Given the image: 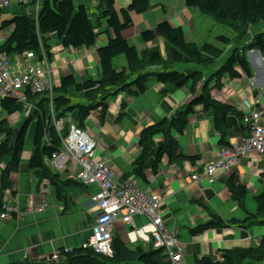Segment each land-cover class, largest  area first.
I'll return each instance as SVG.
<instances>
[{"label":"trees","instance_id":"16d2710c","mask_svg":"<svg viewBox=\"0 0 264 264\" xmlns=\"http://www.w3.org/2000/svg\"><path fill=\"white\" fill-rule=\"evenodd\" d=\"M94 1L98 12L92 15L85 6H76L73 0H29L26 5L17 4L0 11V30H9L6 40L0 46V53H5L9 58L30 52L39 55L42 49L50 61L48 37L51 35L57 37L63 49L93 48L99 36L95 29L101 20L104 21L108 35L107 44L96 52L100 69L99 78L86 79L79 84L73 76L62 77L59 87L53 90L52 111L46 94L26 93L27 100L35 106V110L28 116H24L22 105L14 99L2 101L3 114L7 117L18 114L23 122L19 128L14 129L6 119L0 120V166H3L0 171V198L4 190L11 188L10 176L22 172L21 154L25 138L29 125L35 120L34 149L25 169L34 171L39 182L47 181L55 189L57 200L67 204L68 188L78 183L55 173L50 168L49 161L60 150V137L67 135L70 123H64L59 136L52 125V115L56 119H65L70 113L76 112L77 119L70 122L83 129L90 114L97 111L99 121L102 123L107 115L110 97L119 93H124L126 97L129 96L128 98L142 96L150 80L178 91L188 88L191 96L186 103L176 108L171 116L141 130L137 141L139 153L131 164V172L124 175L121 181L133 176L146 183L148 168L155 175L162 158L176 160L179 148L176 135L183 134L188 119L196 113L197 108L211 115L220 146L229 145L226 141L227 133L234 122H238L245 132L243 137L249 135L250 128L244 123V114L230 105L214 100L211 97V89L222 88V83L227 78L232 80L252 77L250 65L245 58L246 52L256 50L264 59V32L255 35L250 43L244 44L245 46L234 47L226 62L215 71L214 86L208 88L212 79L204 83L202 72L198 69L208 68L217 63L228 47L237 46L248 37L251 26L264 24V0H184L187 8H194L201 14L211 17L218 26L228 27L230 35L218 36L217 45L208 42L196 44L186 40L181 28L172 26L168 21L160 22L154 30L141 32L139 40L141 45H146L155 42L159 37L163 38L165 57L160 54L157 47L152 50L136 49L124 37L132 26L131 14L148 13L152 8L150 0H131L119 13L114 8V0ZM94 19L101 20L94 26ZM108 32H111L112 36ZM118 56L125 59L126 67L122 70H117L113 66V60ZM176 65H184L193 71L185 73L187 70L183 72L173 70ZM77 89L80 94L78 98L84 100L85 104H72L71 99L74 98ZM126 100L120 104L119 118L127 109ZM156 139H159V145L155 144ZM188 159L192 162L195 160L194 157ZM225 186L236 204L244 207L243 203L249 191L238 182L234 174L225 179ZM193 201L203 208L208 221L191 229L192 236L207 230H221L231 226H239L244 230L252 226H264V191L254 196L256 209L253 213L247 212L246 219L242 221L236 219L224 221L201 200ZM58 253L56 260L50 257L52 264H159V259L163 256L160 249L155 250L152 246L145 249L141 245L131 248L117 237L112 238L110 256L96 254L89 247L73 249L68 253L61 249ZM244 262H264V236L256 246L223 250L219 253V259L202 257L197 259L195 264H244Z\"/></svg>","mask_w":264,"mask_h":264},{"label":"crops","instance_id":"0c3cea01","mask_svg":"<svg viewBox=\"0 0 264 264\" xmlns=\"http://www.w3.org/2000/svg\"><path fill=\"white\" fill-rule=\"evenodd\" d=\"M83 1L73 0L76 6H85ZM90 1H92L91 4L94 9L92 14H97L95 1ZM130 1L118 0L116 3L114 0L116 12L119 13L126 8ZM171 1L174 6L173 13L177 6L182 7V1ZM150 3L152 8L149 12L153 10L152 14L158 15L160 11L157 9L162 8L161 10L165 15L163 19L171 25L181 28L188 42L196 44L208 42L217 45L218 36H228L222 33L211 35L218 25L215 22L210 24L206 19H204L206 25L200 27L196 20L201 17L194 8L185 6L179 15L172 17L166 11L168 5L165 0H157L156 3L150 0ZM148 13L135 19L136 14H131L132 26L124 34L125 39L130 44L127 34L134 30L136 37L134 43L130 45L136 49L142 47L139 40L141 30L148 28L154 30L157 23L161 21V18H156L154 24H151L150 20L144 19ZM98 27L99 36L96 44L88 50L63 49L55 35L48 37L51 54L49 63L52 69L54 89L59 87L60 79L66 76H73L77 83L86 79L95 80L99 78L100 69L96 52L107 44L108 35L104 21L101 20ZM263 32V23L251 26L248 37L243 41V44L251 41L254 35ZM108 33L112 36L111 32ZM240 46L242 43L237 46L231 45L228 50L232 51L235 49L234 47ZM246 59L249 65H260L263 74L259 77L251 71L252 77L250 79L244 77L232 80L224 79L221 90L213 87L211 94L214 100L234 107L244 116H248L253 109L258 111L260 113L259 122L264 124V95L262 92L264 91V59L256 50L246 52ZM113 66L117 70L125 68L124 57H116L113 60ZM244 80L246 83L250 80L252 87H241L240 83H243ZM211 83V86H214V83ZM238 83L240 87H237ZM185 97L184 91L175 90L170 86H159L154 80H150L142 96L128 98L124 93H119L110 97L107 115L102 123L99 121L97 111L90 114L81 130L88 133L96 142V158L101 159L96 150L112 153V155L101 160L107 162L114 173L116 182H120L122 177L132 170L131 162L139 153L135 138L141 130L171 116L176 108L186 103L190 98L186 99ZM126 98L128 99L126 100ZM124 100L128 102V106L120 119V104ZM50 110L52 111V101ZM3 119H6L11 126L21 121L18 114L7 117L1 110L0 120ZM76 119V112H73L72 116L58 120H62L63 125L69 122L70 127L71 125L76 126L71 123L75 122ZM230 128L226 138L229 145L238 141L245 134L238 122L232 123ZM58 135L60 136V134ZM33 139L34 134L33 137L31 134L26 135L23 154L24 151H28L29 155L32 154ZM176 140L179 147L176 154L178 158L176 157L174 161L162 158L155 177L151 170L147 169L146 174L152 177V179L148 177V182L144 183L132 176L127 179L133 178V184L137 189L156 193L160 196V209L164 218L165 230L172 233L184 249L185 247L190 248V250L186 249L189 255L184 257L185 264H195L196 260L202 257L219 259V253L223 250L245 249L258 245L260 238L264 236V226H252L245 230L240 229L239 226H231L221 230H207L197 236H192L190 231L183 229L187 227L191 229L208 221L206 212L193 200L204 202L206 207L224 221L231 219L242 221L246 219L247 212L253 213L256 209L254 196L264 191V157L256 153L251 154L248 158L240 161L228 174H217L213 185L204 180L195 185L196 183H190V176L201 173L208 164L214 162L222 148L219 145V136L214 130L211 115L204 112L203 109L197 108L196 113L188 119V125L183 134L176 135ZM27 142H29L28 145ZM124 155L128 158V164L124 162ZM188 157H194L195 160L192 162ZM28 161L27 156L21 154L22 172L10 176L11 188L4 190L2 198H0V215L3 214V207L17 208V213L12 214L9 219L0 217V264H52L50 257L56 251L61 249L62 251H72L85 247L91 237L94 217L98 213V208L92 200L98 192L97 186H83L77 182L78 184L74 187L68 188L69 200L67 204H64L57 200L55 189L47 181L39 182L34 171L25 169ZM2 167L1 165L0 171ZM58 174L63 175L64 178L70 176L72 180H75L69 170ZM231 174H234L238 182L249 191V195L243 203L244 207H239L236 204L225 186V179ZM78 187H82L85 193L76 192ZM38 206H42L43 210L36 211L35 208ZM133 223L135 227L132 229L117 223L113 228V237L120 238L126 246L131 248L141 245L145 249L152 246L153 249L159 250L155 247V239L149 234L151 221L138 216L133 218ZM128 230L130 235L127 234ZM244 264H264V262H244Z\"/></svg>","mask_w":264,"mask_h":264},{"label":"built area","instance_id":"2783aa9c","mask_svg":"<svg viewBox=\"0 0 264 264\" xmlns=\"http://www.w3.org/2000/svg\"><path fill=\"white\" fill-rule=\"evenodd\" d=\"M28 1L0 0V11L17 4L26 5ZM7 36L8 34L0 30V46ZM52 77L49 60L42 49L39 55L30 52L14 58L0 53V111L2 110V101L10 98L22 105L24 116L30 115L35 110V106L27 100V92L46 94L51 106L54 89ZM259 118L258 111L252 110L244 118V123L250 127L249 135L238 143L231 144L218 160L209 164L211 165L209 172L203 170L201 173L195 174L193 183L205 178L208 182L214 181L213 173L227 169V172H230L236 166L232 162L240 163L252 152L264 157V124L259 122ZM52 123L54 129L60 134L63 127L62 120L52 116ZM239 146H243V149L236 157L229 149ZM95 148L96 142L88 133L71 125L67 135L61 137L60 150L49 161L50 168L55 172L64 173L69 170L72 177L81 185H95L98 188V192L92 199L98 208V213L94 217L91 237L85 247L91 248L96 254L110 256L115 225L121 223L132 229L135 227L133 218L142 216L151 221L149 234L155 239V247L164 251L170 264H184L182 248L174 235L166 234L164 222L158 212L161 205L160 196L137 189L133 184V178L116 182L114 173L107 162L96 158ZM42 209V206L35 208L36 211ZM2 212L0 217L9 219L12 214L17 213V208L6 206L3 207ZM127 234L130 235L129 230ZM70 251L63 250L64 253ZM58 254V251L53 253L52 259L56 260Z\"/></svg>","mask_w":264,"mask_h":264},{"label":"rangeland","instance_id":"374dc122","mask_svg":"<svg viewBox=\"0 0 264 264\" xmlns=\"http://www.w3.org/2000/svg\"><path fill=\"white\" fill-rule=\"evenodd\" d=\"M43 1V0H42ZM50 1H52V0H50ZM167 3V5H168V7L166 8V11H167V13H168V15L169 14H171V16L172 17H174L175 15H179L180 14V12H181V10L182 9H185V1L184 0H179V1H182V7H180V6H177L176 7V11L173 13V9H174V6H173V3H171L172 1L171 0H165ZM157 2V0H153V3H156ZM92 1H90V0H84L83 1V4L85 5V7H86V9L88 10V12H89V14L90 15H92V13L94 12V9H93V6H92ZM116 3H118V0H116ZM162 9V8H161ZM160 8L159 9H157L158 11H160L159 13L160 14H158V15H156V14H152V12H153V10L151 11V12H149L148 13V16H145V18L144 19H147V20H150V23L151 24H154V19H156V18H161V21L160 22H163V21H167V20H164L163 18H165V15L163 14V12H162V10H161ZM197 13H199V15H200V17L201 18H198V20H196V23L200 26V27H202V26H205L206 25V22H205V20L204 19H206L207 21H209L210 22V24H214V20L211 18V17H208V16H205V15H203V14H201L200 12H197ZM137 17H142L141 15L140 16H137V15H135L134 16V19L135 18H137ZM93 18H95V16L93 17ZM99 20H101V19H94V26L96 25V24H98V21ZM159 22V23H160ZM158 24V23H157ZM173 26V25H172ZM174 27H178V26H174ZM135 28H136V25H135ZM96 32H98V30H99V27H97L96 26ZM136 30H138V29H136ZM135 30V31H136ZM147 30H151V29H147ZM2 31H4L6 34H9V30H2ZM143 31H145V29L143 30ZM142 30H141V32H143ZM216 33H222V34H225V35H230V30H229V28L228 27H226V26H216L215 28H214V31L211 33V35H213L214 36V34H216ZM257 35V34H256ZM127 36L129 37V40H130V44L131 43H134V38L136 37V34H135V32H134V30H131L128 34H127ZM255 36V35H254ZM253 36V37H254ZM253 38H251V40H252ZM251 41H249L248 43H250ZM242 43V46H245L244 44H243V41L241 42ZM248 43H246V44H248ZM151 45V46H150ZM142 47L141 48H139L140 50L141 49H146V50H152V49H154V48H158V50H159V52H160V54L163 56V57H165L166 56V52H165V40L163 39V38H157V40L155 41V42H153V43H149V44H146V45H141ZM241 47V46H240ZM229 49V47L225 50V52H224V54H223V56L217 61V63H215V64H213L212 66H210V67H204V68H199L198 70L199 71H201L202 72V81H204V83L207 81V82H209L211 79H212V82L214 81L213 80V75H214V73H215V71L217 70V68L218 67H220L222 64H224L225 62H226V60H227V58H229V56L231 55V53H232V51L231 50H228ZM246 58V57H245ZM251 65V71L254 73V75H258L259 77L263 74V71H261V66L260 65H254V64H250ZM52 70V69H51ZM173 70H177V71H180V72H183V70H187L185 73H191L192 71H193V69L192 68H187L186 66H184V65H176V66H174V69ZM93 78V77H92ZM227 78V77H226ZM227 79H229V78H227ZM214 83V82H213ZM80 84V83H79ZM211 84L212 83H209L208 84V88L209 87H211ZM241 84V87H244V86H249V87H252V82L249 80L247 83L245 82V80L243 81V83H240ZM147 85V84H146ZM160 86V85H159ZM237 87H240V85H239V83L237 84ZM231 89H232V87H231ZM217 90H219V89H217ZM220 90H221V88H220ZM183 91H184V93L186 94V99L187 98H189L190 96H191V94H190V92H189V89L188 88H185V89H183ZM227 91V90H226ZM228 92V91H227ZM242 92V91H241ZM263 92V95H264V91H262ZM80 94H79V89H77L76 90V93H74V95H73V97L74 98H72L71 99V102H72V104H78V103H81V104H85L86 102L84 101V100H82V99H80V98H78V96H79ZM129 97V96H128ZM211 97L213 98V96H212V94H211ZM130 98H135V97H130ZM190 99V98H189ZM258 114H260L259 112H258ZM140 115H141V112H140ZM70 116H72V113H70L69 114V117ZM74 117V116H73ZM137 117V116H136ZM136 117H134V118H136ZM138 118V117H137ZM119 119V118H118ZM120 119H121V117H120ZM22 122H23V120H21L19 123H15V124H13L12 126L14 127V129H17V128H19L20 126H21V124H22ZM136 122H137V120H136ZM35 123H36V121L35 120H33V122L29 125V128H28V131H27V134H31L32 135V137H33V134H34V129H35ZM151 125H153V124H151ZM150 126V125H149ZM148 127V126H147ZM146 128V127H145ZM172 134V133H171ZM242 138H246V137H242ZM242 138H240L238 141H236V142H234L233 144H235V143H238L240 140H242ZM135 140H136V142L138 141V136L135 138ZM157 141H155V144L156 145H159L160 144V141H159V139H156ZM29 144V142H27V145ZM222 147V146H221ZM229 147H230V145H229ZM229 147H222L221 148V150L219 151V153H218V156H217V159L216 160H218L219 159V157L221 156V154L223 153V152H225V151H227V149L229 148ZM98 149V148H97ZM243 149V146H239V147H232V148H230L229 150L233 153V154H235L236 155V157H238L239 155H238V153L241 151ZM96 152H98V155H99V157L101 158V159H104V158H107L108 156H110V155H112V153L110 152V151H105V152H102V151H99V150H96ZM105 154V155H104ZM251 154H255L254 152H252V153H250L249 155H251ZM22 155H25V156H27V158H28V160H29V158H30V156L31 155H29V153H28V151L27 152H25L24 151V154L22 153ZM248 158V157H247ZM123 159H124V162H126V164H128V158L126 157V155H124L123 156ZM232 159H235V158H232ZM216 160H214V161H216ZM244 160V159H243ZM132 163V162H131ZM150 163H151V161L149 162V164L148 165H150ZM233 163V165L235 166H237L238 164H239V162L237 163V162H232ZM237 163V164H236ZM211 164V163H210ZM211 165H209L208 164V166H206L205 168H204V170L206 171V172H209L210 170H209V167H210ZM132 167V166H131ZM232 168V167H231ZM231 168H229V169H231ZM234 168V167H233ZM232 168V169H233ZM149 169V168H148ZM228 170V169H227ZM227 170L226 171H217V172H215V173H213V179H214V181H215V179H216V175L217 174H220V173H225V174H228V172H227ZM152 173V172H151ZM147 175V174H146ZM151 175V174H150ZM194 174L192 175V176H190V183H192L193 182V178H194ZM148 177H150V176H148L147 175V179H149ZM154 177H155V175H154ZM68 178V180H72L71 178H70V176H68L67 177ZM151 179H152V177H150ZM204 181H206L208 184H210V185H213L214 184V181L213 180H211V181H209L208 182V180L205 178V179H203ZM203 180H200V181H198L195 185H197V184H199V183H201ZM75 185H72L70 188H72V187H74ZM69 188V189H70ZM76 192H78V193H80V194H84L85 193V191H84V189L82 188V187H78L76 190H75ZM161 206V205H160ZM161 208V207H160ZM158 209V212H159V214L161 215V209ZM43 210V209H42ZM41 210V211H42ZM161 217H162V220L164 221V218H163V215H161ZM208 220V219H207ZM93 225V224H92ZM196 227H198V226H196ZM195 228V227H194ZM191 229H193V228H191ZM191 229H189L188 227L187 228H184L183 230H185V231H190ZM166 234H172V233H170L169 231H167L166 230ZM173 235V234H172ZM176 238V237H175ZM176 241H177V243L181 246V248H182V251H183V253H184V257H188V255H189V253H188V251L186 250V249H188V250H190V248H187V247H185V249H184V247L179 243V241H178V239L176 238ZM163 252V251H162ZM162 260H164V262H162ZM183 263L185 264L186 262L184 261V258H183ZM159 264H170L169 263V260H168V258H167V255L165 254V253H163V256L160 258V260H159Z\"/></svg>","mask_w":264,"mask_h":264},{"label":"water","instance_id":"95a60500","mask_svg":"<svg viewBox=\"0 0 264 264\" xmlns=\"http://www.w3.org/2000/svg\"><path fill=\"white\" fill-rule=\"evenodd\" d=\"M230 145H231V144H230ZM227 147H229V145H228Z\"/></svg>","mask_w":264,"mask_h":264},{"label":"bare ground","instance_id":"6f19581e","mask_svg":"<svg viewBox=\"0 0 264 264\" xmlns=\"http://www.w3.org/2000/svg\"><path fill=\"white\" fill-rule=\"evenodd\" d=\"M245 117V116H244Z\"/></svg>","mask_w":264,"mask_h":264}]
</instances>
